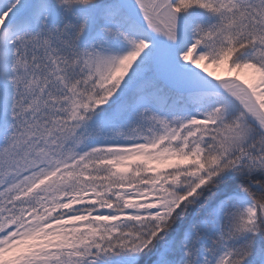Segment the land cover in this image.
I'll return each mask as SVG.
<instances>
[{"label": "snow or ice", "instance_id": "1", "mask_svg": "<svg viewBox=\"0 0 264 264\" xmlns=\"http://www.w3.org/2000/svg\"><path fill=\"white\" fill-rule=\"evenodd\" d=\"M0 264H264V0H0Z\"/></svg>", "mask_w": 264, "mask_h": 264}, {"label": "rangeland", "instance_id": "2", "mask_svg": "<svg viewBox=\"0 0 264 264\" xmlns=\"http://www.w3.org/2000/svg\"><path fill=\"white\" fill-rule=\"evenodd\" d=\"M217 71H219V72H220V74H223V71H222V70H217Z\"/></svg>", "mask_w": 264, "mask_h": 264}]
</instances>
